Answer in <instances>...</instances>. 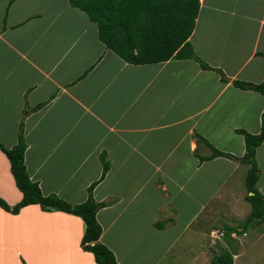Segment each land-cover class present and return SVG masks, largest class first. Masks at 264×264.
<instances>
[{
  "label": "crops",
  "instance_id": "0c3cea01",
  "mask_svg": "<svg viewBox=\"0 0 264 264\" xmlns=\"http://www.w3.org/2000/svg\"><path fill=\"white\" fill-rule=\"evenodd\" d=\"M199 1L188 40L226 80L192 58L125 62L68 0H0V142L14 146L22 123L29 178L69 203L86 200L104 153L109 168L92 195L106 204L96 213L99 241L119 264H210L214 243L226 242L201 218L226 216L228 233L251 209L248 165L201 160L211 148L197 136L241 157L236 129L260 130L264 96L232 81L264 79V0ZM255 159L264 194V140ZM0 196L11 206L22 198L1 150ZM83 232L74 214L0 207V264H98L80 246ZM249 232H229L240 244L233 264Z\"/></svg>",
  "mask_w": 264,
  "mask_h": 264
},
{
  "label": "trees",
  "instance_id": "16d2710c",
  "mask_svg": "<svg viewBox=\"0 0 264 264\" xmlns=\"http://www.w3.org/2000/svg\"><path fill=\"white\" fill-rule=\"evenodd\" d=\"M68 2L83 11L88 19L96 24L99 40L125 62L146 64L171 58H192L202 69L216 70L221 74V79L226 80L222 71L210 67L196 56L188 40L195 26L200 7L199 0H68ZM232 84L244 90L257 91L264 96V79L258 83L233 80ZM27 112L28 110H25L23 114ZM236 132L242 134L244 139L245 149L241 157L218 150L202 136H197L198 141H203L211 148L210 155L200 157L201 160L223 156L238 159L248 165L244 184L245 200L251 206L250 212L241 224L226 225L228 233L224 239L229 248L213 254L210 264H233V255L236 254L237 248H234L229 232L242 234L264 221V194L256 188L260 172L255 159L256 147L264 140V112L258 133H249L242 128L236 129ZM25 149L26 142L21 123L16 144L7 148L0 142V150L9 161L10 172L16 187L22 193V198L11 206L0 196V207L16 214L22 207L35 203L43 210H60L74 214L84 222V232L80 240L82 249L91 252L98 264H119L113 252L99 241L102 228L96 219V213L106 204L96 201L92 195L93 188L109 168L104 153L100 154L101 176L87 188L86 200L69 203L54 193L43 194L38 182L29 178L24 164Z\"/></svg>",
  "mask_w": 264,
  "mask_h": 264
},
{
  "label": "rangeland",
  "instance_id": "374dc122",
  "mask_svg": "<svg viewBox=\"0 0 264 264\" xmlns=\"http://www.w3.org/2000/svg\"><path fill=\"white\" fill-rule=\"evenodd\" d=\"M259 172H260V168H259ZM260 185L261 188L264 190V174L262 176V182H260ZM201 219L202 221H204L205 223L204 225H206L207 227H211L208 230V234H212V231L214 230H216L217 234L218 233L220 234V232H222L223 236L227 234L226 232H223V229L221 228V224L223 225L228 220L226 216L223 215L221 219L217 220V218L211 219V216L205 214ZM262 227H264V221L256 225L252 230L258 231L260 229H264ZM249 231L251 232V230ZM250 232H249V236L251 237L247 239L248 241H246V244L243 245L244 250L242 251L241 254L239 253L240 255L238 256V259L235 260V264H264V232L262 235L263 238L257 237L259 233L255 234ZM214 236L210 235L211 238H214ZM223 236H220V238L215 236L217 238L215 240L219 242L218 239L222 240L224 238ZM196 241H199V239ZM233 246L234 248L238 249V247L240 246L239 241L233 239ZM213 247L216 248V250L212 248L214 254L220 253L222 250L229 248L226 245V243H214ZM200 264H203V261Z\"/></svg>",
  "mask_w": 264,
  "mask_h": 264
},
{
  "label": "built area",
  "instance_id": "2783aa9c",
  "mask_svg": "<svg viewBox=\"0 0 264 264\" xmlns=\"http://www.w3.org/2000/svg\"><path fill=\"white\" fill-rule=\"evenodd\" d=\"M212 234L215 235L216 237L220 238V236H223V233L220 232V234L216 232V230L212 231Z\"/></svg>",
  "mask_w": 264,
  "mask_h": 264
}]
</instances>
